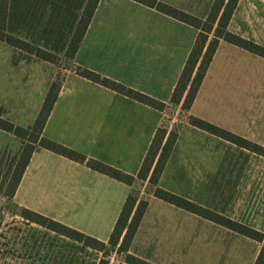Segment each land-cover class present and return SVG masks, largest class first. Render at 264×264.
<instances>
[{"label": "crops", "instance_id": "1", "mask_svg": "<svg viewBox=\"0 0 264 264\" xmlns=\"http://www.w3.org/2000/svg\"><path fill=\"white\" fill-rule=\"evenodd\" d=\"M194 32L183 23L130 0H99L70 63L166 104L195 43ZM242 51L228 43H218L187 113L264 148V119H256L255 125H249L255 113V101L252 105L246 94L230 92V86L235 88L246 80L234 76L252 55ZM60 83L43 136L88 159L136 177L162 112L91 83L74 72L64 76ZM47 90L42 91L38 107L26 119L8 120L22 128L32 126ZM257 102L262 109V98ZM191 129L192 138L186 137L183 141L180 132L177 133L159 180L175 148L192 150V157H196V149H201L197 139L201 133L206 134L208 146L205 148L214 165L226 168L228 164L223 156L217 159L218 144L246 152L235 177L221 173L225 182L236 183L228 191L226 208L212 210L180 190L174 194L160 188L264 235V158L196 127ZM4 134L7 137L0 135V138L3 136L9 142L0 147L15 142L9 150L12 155L18 154L20 141ZM132 187L92 171L84 164L37 148L13 198L6 201V208L1 212L0 264H99L100 252L22 218L20 211H30L107 244ZM146 201V210L129 248L130 255L149 264L255 263L260 243L151 196ZM113 263L125 264L115 250L110 254V264Z\"/></svg>", "mask_w": 264, "mask_h": 264}, {"label": "trees", "instance_id": "2", "mask_svg": "<svg viewBox=\"0 0 264 264\" xmlns=\"http://www.w3.org/2000/svg\"><path fill=\"white\" fill-rule=\"evenodd\" d=\"M45 1L46 3L49 2V0ZM132 1L155 9L159 13L180 21L199 31L169 102L173 106L180 105L183 111L188 112L190 110L216 51L219 40L264 59V48L227 31L229 21L239 0H221L218 20H213L209 28L206 30L200 28V21L190 22L183 20L182 18L175 16L174 13L167 11L164 6L156 7L154 5H147L141 0ZM98 2L99 0H85V3L79 7V13L72 22L65 45L61 49H48L45 45H40L33 41L32 35H30L31 37H28V34L23 35L24 33L21 31L26 16L29 13H33V9L31 10L30 6L27 4L24 5L23 0L22 2L21 0H0V43L13 48L28 57L50 64H56L58 61V55L61 53H63L66 61L71 62L79 49L80 43L90 24ZM18 13L21 16L16 20L15 29L12 30L9 26V22H12V17L16 16ZM18 28L20 30H16ZM210 34L212 39L208 41L207 37ZM74 73L91 83L121 94L142 105L152 108L153 110L159 112H163L164 110L165 104L128 89L118 83L102 78L100 75L92 71L77 67L75 68ZM60 85L61 83H52L49 85L41 109L32 126L28 128L16 126L9 120L5 119L4 110L0 108V131L14 136L21 143L20 152L16 155H11L6 151H3V153L0 152V200L10 201L13 198L32 154L37 148L44 149L73 162L84 164L92 171L103 174L128 186H133L136 180L148 181L152 187L150 194L151 197L217 223L239 235L260 243L261 249L254 264H264V235L237 222H233L215 213L204 210L201 207L158 187L160 175L165 168L166 162L176 142V139L175 142L171 141V135L169 136L168 133H166L165 130L160 129V127L156 129L152 143L136 177L125 175L114 168L88 159L73 150L46 139L43 136L44 126L56 102ZM190 125L264 158L263 147L228 134L195 118H190ZM3 157H7L8 160L5 164L2 163ZM139 201L137 195L130 194L127 197L107 244L101 243L93 238L87 237L27 210H21L20 216L61 236L80 243L85 247L100 252L102 258L99 264H110V254L114 250L116 254L122 258V261L125 264H149L129 254L130 245L147 207L146 200ZM1 219L2 216L0 212V224Z\"/></svg>", "mask_w": 264, "mask_h": 264}, {"label": "rangeland", "instance_id": "3", "mask_svg": "<svg viewBox=\"0 0 264 264\" xmlns=\"http://www.w3.org/2000/svg\"><path fill=\"white\" fill-rule=\"evenodd\" d=\"M23 1L24 5L27 4L31 10L33 9V13H29L26 16L21 28L23 35L28 34V37L32 35L33 41L40 45H45L48 49H61L65 45L72 22L79 13V7L85 3V0H49L47 3L45 0ZM141 1L156 7L164 6L167 11L174 13L175 16L183 20L190 22L200 21L202 30L208 29L213 20H218L221 2V0ZM134 3L159 13L155 9L137 2ZM19 16L21 15L18 13L12 17V22H9L12 30L15 29L16 20H18ZM184 25L194 30L197 37L199 31L186 24ZM227 31L264 48V0H239L229 21ZM207 38L210 41L212 39L211 34ZM247 61L248 63L243 65L237 74H234V76L242 79L245 78V83L235 88L230 86V92L238 95L246 94L249 96L250 104L252 105L253 101H255L253 109L255 113L254 116L250 117L249 124L253 126L256 123V119H264V59L252 54ZM75 68L77 67L66 61L63 53L58 55L56 64H50L28 57L0 43V108L4 110V118L7 120L9 118L26 119L38 107L39 96L42 91L52 83L59 84L64 76L73 74ZM261 98L263 101L262 109L260 103H256ZM169 102L165 104L164 110L160 114L158 127L165 130L169 136L171 135V141L173 142H175L179 132L182 137L181 141L186 137L192 138L191 115L183 111L180 105L173 106ZM257 105L259 106L258 108L256 107ZM253 111L250 108L251 115H253ZM0 135L6 134L1 131ZM201 135L197 139L201 144V149H196V157H192V150H183L182 147L174 149L167 169L161 180L158 181V187L169 190V192L174 194L180 190L186 196L192 197L196 202L203 204L201 206L222 211L226 208L227 198L230 196L228 191L230 192L232 186L236 184L232 181L225 182L223 174L227 172L231 174V177H235L237 172H240L241 165L246 159V152H240L235 147L229 150V146L226 148V145L218 144L217 159L223 156V159L228 164L226 168L220 167L217 163L214 165L212 160H210L208 148H205L208 146V136L203 133ZM5 142H9V140L2 136L0 144ZM13 144L10 142V145L6 147L1 145L0 152L6 151L11 154L12 152L9 149ZM7 161V157H3L2 163L5 164ZM215 170H217L218 174L214 175ZM226 183L228 184L227 186H225ZM151 191L152 187L148 181L136 180L131 189V194L137 195L138 200L144 201L150 197ZM5 203V200H0V212L6 208Z\"/></svg>", "mask_w": 264, "mask_h": 264}]
</instances>
